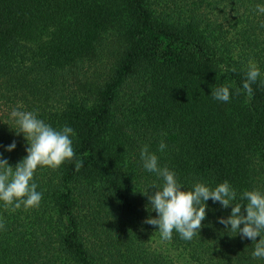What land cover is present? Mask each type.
Listing matches in <instances>:
<instances>
[{
	"label": "trees",
	"instance_id": "trees-1",
	"mask_svg": "<svg viewBox=\"0 0 264 264\" xmlns=\"http://www.w3.org/2000/svg\"><path fill=\"white\" fill-rule=\"evenodd\" d=\"M257 5L264 0H0V154L13 168L27 156L16 108L75 133L73 160L34 174L39 207L13 212L0 201V264H264L252 240L219 223L232 206L211 199L191 241L175 230L163 241L144 221L158 218L146 195L164 181L140 157L147 145L185 191L228 181L243 205L244 191L264 194ZM250 61L261 75L246 102ZM225 84L230 101L215 100Z\"/></svg>",
	"mask_w": 264,
	"mask_h": 264
},
{
	"label": "clouds",
	"instance_id": "clouds-1",
	"mask_svg": "<svg viewBox=\"0 0 264 264\" xmlns=\"http://www.w3.org/2000/svg\"><path fill=\"white\" fill-rule=\"evenodd\" d=\"M257 10L264 13V5H257ZM264 27V25H261ZM235 71V69H233ZM261 73L255 63L249 62L243 90L247 92L250 102L253 98L252 84L260 77ZM241 94V89L236 90ZM211 96L221 102L230 101V90L227 84L212 89ZM11 116L15 119L19 131L27 141V156L19 162L15 168L10 166L7 159L0 154V201L5 209L15 212L22 206L25 210L39 207L42 193L37 191V185L33 182L34 174L38 166L52 169L60 168L65 162H70L75 156L72 136L74 130L70 126H64L60 130L54 129L50 124L37 118V114L31 111L13 109ZM13 141L7 147L8 152L16 148ZM167 145L161 141L159 150L163 152ZM143 167L162 178V185H153L154 194H147L150 205L158 218L149 217L145 224L158 226V232L163 241H170L175 230L181 239L191 241L203 227L202 222L207 215V201L219 202L224 208L232 206L231 215L220 218L219 223L230 226L232 232L238 233L243 238L253 241L255 250L253 258H264V194L259 190L244 191L241 199L247 200V204L232 202L237 198V192L228 181L219 184L215 189H210L203 183H196L193 190L185 191L183 185L178 182L176 173L167 167L161 168L158 157L149 151L147 145L143 146L140 153ZM83 167L82 160H76L75 168L79 171ZM145 195V194H144ZM246 212V215H245ZM243 225V227H241ZM5 224L0 219V230ZM260 237L259 242H256Z\"/></svg>",
	"mask_w": 264,
	"mask_h": 264
}]
</instances>
